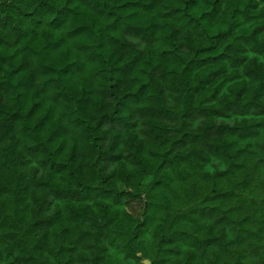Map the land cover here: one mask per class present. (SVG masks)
Returning a JSON list of instances; mask_svg holds the SVG:
<instances>
[{
  "label": "trees",
  "instance_id": "16d2710c",
  "mask_svg": "<svg viewBox=\"0 0 264 264\" xmlns=\"http://www.w3.org/2000/svg\"><path fill=\"white\" fill-rule=\"evenodd\" d=\"M9 132L0 163L29 167L50 255L92 233L93 264H146L147 182L215 181L264 132V0H0V142ZM197 209L219 227L164 232L171 255L147 264L246 263L233 209Z\"/></svg>",
  "mask_w": 264,
  "mask_h": 264
},
{
  "label": "rangeland",
  "instance_id": "374dc122",
  "mask_svg": "<svg viewBox=\"0 0 264 264\" xmlns=\"http://www.w3.org/2000/svg\"><path fill=\"white\" fill-rule=\"evenodd\" d=\"M10 139L9 132L8 138L0 142V154ZM253 141L254 151L245 156L243 166L215 181L203 179L197 172L181 178L163 171L162 179L147 182L142 195L156 228L148 231L153 237L149 243L134 242L144 263L171 255L160 253L167 241L161 236L178 225L197 228L215 224L217 229L220 224L215 223L213 214L197 209L208 202L230 206L249 230L241 231L235 243L247 249L245 264H264V132L253 137ZM29 174L28 166L19 165L13 171L12 165L0 163V264H93L92 233L66 250L61 260L48 253L47 247L52 243L49 229L54 221L47 220L48 215L37 208L40 193L30 186ZM37 215L38 224L34 225ZM94 228V223H85L86 230ZM11 250L19 256L18 260L11 256ZM237 264H241L239 259Z\"/></svg>",
  "mask_w": 264,
  "mask_h": 264
}]
</instances>
